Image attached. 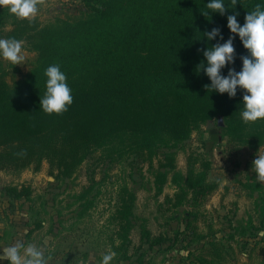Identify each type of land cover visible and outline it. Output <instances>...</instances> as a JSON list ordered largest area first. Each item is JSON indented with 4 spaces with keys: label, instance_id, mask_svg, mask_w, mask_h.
<instances>
[{
    "label": "trees",
    "instance_id": "1",
    "mask_svg": "<svg viewBox=\"0 0 264 264\" xmlns=\"http://www.w3.org/2000/svg\"><path fill=\"white\" fill-rule=\"evenodd\" d=\"M81 1V15L49 23L19 19L0 10V39L27 41L26 46L36 54L30 71L21 78L0 63V171H38L47 162L52 174L68 176L93 152L124 136L136 139L139 148L151 150L162 138L185 141L217 118L224 119L234 142L251 144L253 149L264 145V119L254 123L242 119L245 91L238 88L233 98L207 91L204 85L211 81L204 71L197 70L202 61L207 63L200 50L233 35L227 16L238 13L237 21L243 26L246 14L257 4L264 10V0H237L236 6L223 0L229 8L224 15L206 7L210 0ZM6 18L11 19L9 31ZM214 28L221 30L223 40L204 37L203 33ZM233 43L236 58L234 64L222 69L225 76L229 68L241 71L240 57L250 56L238 35ZM52 65H59L73 95L72 105L60 115L40 108L48 79L45 72ZM179 187L181 197L186 189L196 193L206 189L202 178H189ZM5 190L18 197L32 193L25 186ZM255 201L258 226L250 238H256L258 232L264 234V195ZM118 214L124 258H136L133 261L140 264H146L148 253L173 251L179 240L200 242L212 235L200 231L189 216L183 222L185 229L176 230L174 236L155 235L142 226L140 246L134 247L137 252L130 256V230L136 216L128 201ZM234 239L231 233L230 238L209 241L205 250L211 258L208 263L226 261L234 246L223 240Z\"/></svg>",
    "mask_w": 264,
    "mask_h": 264
},
{
    "label": "rangeland",
    "instance_id": "2",
    "mask_svg": "<svg viewBox=\"0 0 264 264\" xmlns=\"http://www.w3.org/2000/svg\"><path fill=\"white\" fill-rule=\"evenodd\" d=\"M0 10L15 16L7 7ZM82 10L81 0H45L34 19L49 23L79 16ZM5 21L6 31L11 30V19ZM26 45L23 41L22 65L0 56L6 71L18 78L30 71L36 56ZM213 123L220 142L211 140L207 124L185 141L162 138L151 150L124 136L93 152L68 176L52 174L47 162L38 171H0V247L16 240L25 247L35 245L44 252L47 264H101L109 251L116 253L110 264H140L134 262L136 258L125 259L121 249L118 213L128 201L136 216L130 230V256L140 246L142 226L155 235L174 236L176 230L185 229L183 222L189 216L200 231L212 234L200 242L179 240L167 254L148 253L146 264H209L206 244L230 238L231 233L235 241H223L233 244L234 250L222 264H259L264 261V234L258 232L256 238L249 234L257 232L255 198L264 195V183L257 181L252 163L257 155H264V145L253 149L251 144L234 142L223 118ZM189 178H202L206 189L197 187L202 189L199 193L186 189L181 197L179 185ZM24 186L31 188L28 197L5 190ZM0 264L9 262L0 260Z\"/></svg>",
    "mask_w": 264,
    "mask_h": 264
},
{
    "label": "clouds",
    "instance_id": "3",
    "mask_svg": "<svg viewBox=\"0 0 264 264\" xmlns=\"http://www.w3.org/2000/svg\"><path fill=\"white\" fill-rule=\"evenodd\" d=\"M45 0H0V7H7L11 14L19 19L32 20L39 12V6ZM233 6L237 0H231ZM206 7L212 12L224 15L229 9L223 0H210ZM208 15V13H202ZM238 13L227 16V27L233 34L227 41L216 43L203 51L206 65L202 61L198 71H204L211 81L210 85H204L207 91H216L220 94L227 93L230 98L237 94V89H243L244 109L241 113L245 123L256 122L264 119V10L257 4L255 10L248 12L245 23L241 26L237 21ZM208 41L219 36L223 40L221 30L214 28L210 32L203 33ZM239 36L243 46L250 56H241L242 70L237 72L235 68H229L227 76L222 75V69L234 64L236 50L234 39ZM0 56L13 65H22L25 61L23 54V41L15 38L0 39ZM46 92L40 98V108L47 114H63L73 103L72 90L67 83L66 75L60 70L59 65H52L46 69ZM22 154H26L22 153ZM252 167L256 173L257 181L264 183V155H257ZM0 260H6L9 264H47L44 252L35 245L16 240L9 246L0 247ZM116 253L109 251L101 261V264H110Z\"/></svg>",
    "mask_w": 264,
    "mask_h": 264
},
{
    "label": "water",
    "instance_id": "4",
    "mask_svg": "<svg viewBox=\"0 0 264 264\" xmlns=\"http://www.w3.org/2000/svg\"><path fill=\"white\" fill-rule=\"evenodd\" d=\"M207 127H208V129L210 130V133H211V140H213L215 142H220V138H219V134H218V129L214 125L213 121H210L208 123V126Z\"/></svg>",
    "mask_w": 264,
    "mask_h": 264
}]
</instances>
